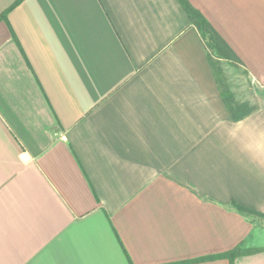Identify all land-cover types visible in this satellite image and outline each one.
<instances>
[{
	"label": "crops",
	"instance_id": "0c3cea01",
	"mask_svg": "<svg viewBox=\"0 0 264 264\" xmlns=\"http://www.w3.org/2000/svg\"><path fill=\"white\" fill-rule=\"evenodd\" d=\"M187 1L264 88V0ZM190 20L0 0V264H264V106L230 118Z\"/></svg>",
	"mask_w": 264,
	"mask_h": 264
},
{
	"label": "trees",
	"instance_id": "16d2710c",
	"mask_svg": "<svg viewBox=\"0 0 264 264\" xmlns=\"http://www.w3.org/2000/svg\"><path fill=\"white\" fill-rule=\"evenodd\" d=\"M180 2L187 12L189 18L191 19L190 21L193 22L203 39V43L205 44L204 47H206L209 52V57L214 67L215 76L218 83L220 84V69H215V64L217 63V61L221 60L222 58L236 59L239 62L241 61L240 59H238L239 57L233 51L231 46H228V43L223 39V37L219 33H217L216 29L209 23L208 20H206L204 16H202V14L197 9L193 8V6L187 0H180ZM214 59H216L217 61H215ZM220 89L221 95L223 97L222 99L224 100L228 110L227 112H229L230 118L233 121H240L257 110V108L252 106L249 102H237L234 98V93L231 92L228 86H225L223 88L220 86ZM233 208L245 216L256 215L264 217L262 214L256 213L255 211L247 209L240 205L233 204ZM244 252L245 250L238 247L227 253V256L232 257L241 255Z\"/></svg>",
	"mask_w": 264,
	"mask_h": 264
},
{
	"label": "rangeland",
	"instance_id": "374dc122",
	"mask_svg": "<svg viewBox=\"0 0 264 264\" xmlns=\"http://www.w3.org/2000/svg\"><path fill=\"white\" fill-rule=\"evenodd\" d=\"M217 68L220 69L219 86H228L237 102H249L256 108L264 106V88L256 83L241 62L222 58L215 64Z\"/></svg>",
	"mask_w": 264,
	"mask_h": 264
}]
</instances>
